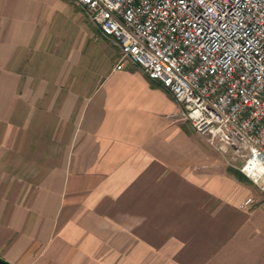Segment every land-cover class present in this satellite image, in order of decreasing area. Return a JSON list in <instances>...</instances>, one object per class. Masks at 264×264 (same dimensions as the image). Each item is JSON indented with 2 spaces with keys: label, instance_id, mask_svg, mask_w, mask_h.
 I'll use <instances>...</instances> for the list:
<instances>
[{
  "label": "crops",
  "instance_id": "0c3cea01",
  "mask_svg": "<svg viewBox=\"0 0 264 264\" xmlns=\"http://www.w3.org/2000/svg\"><path fill=\"white\" fill-rule=\"evenodd\" d=\"M118 55L73 0H0V258L264 264L258 195Z\"/></svg>",
  "mask_w": 264,
  "mask_h": 264
},
{
  "label": "built area",
  "instance_id": "2783aa9c",
  "mask_svg": "<svg viewBox=\"0 0 264 264\" xmlns=\"http://www.w3.org/2000/svg\"><path fill=\"white\" fill-rule=\"evenodd\" d=\"M73 2L118 47L115 68L159 82L264 204V0Z\"/></svg>",
  "mask_w": 264,
  "mask_h": 264
},
{
  "label": "rangeland",
  "instance_id": "374dc122",
  "mask_svg": "<svg viewBox=\"0 0 264 264\" xmlns=\"http://www.w3.org/2000/svg\"><path fill=\"white\" fill-rule=\"evenodd\" d=\"M199 136L203 140V142H205V144H207L208 151L210 154V159L213 162V163L212 162L210 163L211 164L210 167L213 166L214 169H216V170H224L226 173H229V174H232V173H230L231 169L239 171L237 169V167L241 164L240 161L231 160L228 156H223L220 152H218L212 145H210L207 142V140L205 139L204 136H202L200 134H199ZM243 181L253 189L254 195H258L256 197H254V198H256V200H258L259 199V193H258V190L256 189V187L253 185V183L246 177H245V179H243Z\"/></svg>",
  "mask_w": 264,
  "mask_h": 264
},
{
  "label": "trees",
  "instance_id": "16d2710c",
  "mask_svg": "<svg viewBox=\"0 0 264 264\" xmlns=\"http://www.w3.org/2000/svg\"><path fill=\"white\" fill-rule=\"evenodd\" d=\"M230 173H232V175H234L238 180L243 181V179H245V176H243L239 171L237 170H230Z\"/></svg>",
  "mask_w": 264,
  "mask_h": 264
},
{
  "label": "water",
  "instance_id": "95a60500",
  "mask_svg": "<svg viewBox=\"0 0 264 264\" xmlns=\"http://www.w3.org/2000/svg\"><path fill=\"white\" fill-rule=\"evenodd\" d=\"M0 264H10V263H8V262H6V261H4L3 259L0 258Z\"/></svg>",
  "mask_w": 264,
  "mask_h": 264
}]
</instances>
